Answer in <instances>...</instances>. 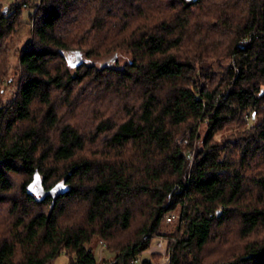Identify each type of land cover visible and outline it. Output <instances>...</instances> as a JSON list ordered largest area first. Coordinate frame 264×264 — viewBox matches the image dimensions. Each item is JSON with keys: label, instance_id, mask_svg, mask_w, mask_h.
<instances>
[{"label": "trees", "instance_id": "16d2710c", "mask_svg": "<svg viewBox=\"0 0 264 264\" xmlns=\"http://www.w3.org/2000/svg\"><path fill=\"white\" fill-rule=\"evenodd\" d=\"M29 7L0 104V264H136L154 238L170 264H264V0H16L0 91ZM36 174L61 195L38 200Z\"/></svg>", "mask_w": 264, "mask_h": 264}, {"label": "rangeland", "instance_id": "374dc122", "mask_svg": "<svg viewBox=\"0 0 264 264\" xmlns=\"http://www.w3.org/2000/svg\"><path fill=\"white\" fill-rule=\"evenodd\" d=\"M16 0H3L0 2V6H10L13 3H15ZM31 7L24 9L23 11V21L26 23L23 25L22 28H19L17 30V33L13 37V42L11 44V52L9 55V74L6 78L3 79L4 85H2V90L0 91V104L5 105L8 102H10L16 93L17 89V81L20 76V71L19 68L16 69V67L19 65V53L20 51L25 47V45L28 43L29 40H32V25L29 23V15L32 13ZM6 9H4V12ZM34 11V10H33ZM36 12V10H35ZM75 57H72V60H74ZM132 61V56L130 53L127 52H116L109 54L104 57H96L92 58L86 61L87 64L89 65H94L98 68H103V67H113V68H123L126 66L128 63ZM224 64H227L224 63ZM9 80V82H7ZM205 127L202 126L199 129V133L201 135L204 134ZM235 132L234 128H230L227 131V134H232ZM221 136V135H220ZM226 136V134H225ZM177 143L179 145L187 146L189 145L188 140L185 138H178ZM195 150V149H194ZM194 150L189 151V165L192 166L193 160H194ZM174 220H173V225H176L178 223V217L179 214L178 212L174 214ZM159 238H154L151 244V248L144 252L138 259L136 264H142L143 261L145 260H152L153 254L155 253H160V257L157 260V263H161V259L163 257L162 253H164L165 247H159ZM166 242L165 240H163ZM165 246V245H164ZM93 251L96 256V259L98 262H101L103 260H113L114 254L108 252L104 246L99 243L98 241H93L92 244L89 246ZM70 257L66 253H62L54 262L53 264H69Z\"/></svg>", "mask_w": 264, "mask_h": 264}, {"label": "water", "instance_id": "95a60500", "mask_svg": "<svg viewBox=\"0 0 264 264\" xmlns=\"http://www.w3.org/2000/svg\"><path fill=\"white\" fill-rule=\"evenodd\" d=\"M188 1L197 2L198 0H188ZM31 189L33 190L34 195H36L37 198H39L38 200H41V201L48 197L57 199L63 192V188L60 186H57L54 189L49 190V191L45 190L40 184L38 174H36L35 180L31 184Z\"/></svg>", "mask_w": 264, "mask_h": 264}, {"label": "built area", "instance_id": "2783aa9c", "mask_svg": "<svg viewBox=\"0 0 264 264\" xmlns=\"http://www.w3.org/2000/svg\"><path fill=\"white\" fill-rule=\"evenodd\" d=\"M173 220H174V216H168L167 217V223H171V222H173ZM159 239L160 240H159L158 246L159 247H165L164 253H162L163 257L161 259V263L160 264H170V257L166 253V242L163 241L165 239L164 238H159Z\"/></svg>", "mask_w": 264, "mask_h": 264}]
</instances>
